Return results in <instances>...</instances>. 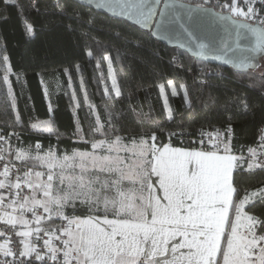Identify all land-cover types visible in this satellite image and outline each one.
I'll return each instance as SVG.
<instances>
[{
    "label": "snow or ice",
    "instance_id": "obj_1",
    "mask_svg": "<svg viewBox=\"0 0 264 264\" xmlns=\"http://www.w3.org/2000/svg\"><path fill=\"white\" fill-rule=\"evenodd\" d=\"M75 3L80 7L69 0H27L26 5L0 0V16L7 18L9 9L18 16L23 11L29 21L22 22L26 36L35 35L32 16L49 17L54 27L84 40L103 30L96 27L93 12L104 10L109 35L123 41L126 51L149 42L168 43L173 47L170 66L193 49L195 57H211L243 78L264 59V0ZM84 54L93 55L91 50ZM103 59L119 98L112 59ZM0 65V87L7 86L5 95L12 97L7 55ZM199 83L205 85L206 79ZM166 88L173 96L182 94L189 107L191 100L186 85L178 91L174 80L160 83L171 120ZM224 111L229 115L221 127L201 124L187 146L171 142L185 135L183 127L167 131L165 143L163 128L130 134L121 123L129 118L125 113L107 120L94 113L87 131L76 130L75 143L83 147L61 151L59 142L47 148L39 139L22 144L15 131L21 117L10 107L12 123L0 125V264H264V213L247 210L264 203V187L242 190L235 180L238 170L264 171V133L246 154H237L233 121L254 117V105L246 93L234 92ZM31 129L54 134L51 121Z\"/></svg>",
    "mask_w": 264,
    "mask_h": 264
},
{
    "label": "trees",
    "instance_id": "obj_2",
    "mask_svg": "<svg viewBox=\"0 0 264 264\" xmlns=\"http://www.w3.org/2000/svg\"><path fill=\"white\" fill-rule=\"evenodd\" d=\"M69 2L74 8L80 7L73 0ZM26 3L27 0H19V4ZM5 15L7 18L0 16V58L7 55L10 59L14 95L6 97L7 86L0 87V125L11 124L10 107L17 109L21 125L15 131L21 134L22 144L39 139L45 148L49 143L55 146L58 142L61 151L82 148V144L75 143L76 130L82 127L87 131L94 120V113H98L102 120H107L110 115L120 117L121 113H125L129 118L121 123L128 133L163 128L165 135L160 139L167 143V131L183 127L185 135L174 136L171 142L174 146H187L196 139L195 133L201 124L211 122L216 127L224 124L229 115L224 111L225 101L234 92L247 94L254 105L255 116L233 121V150L237 154L246 153L249 146L256 144L258 128L264 125L261 124L264 114V98L261 96L264 92V68L251 70L240 78L233 75L231 68L196 61L187 54H184L183 68L170 66L168 60L173 47L164 46L159 41L126 51L123 41L114 40L109 35L106 24L110 19L101 12H93V15L97 16L96 27L103 30L93 32L92 39L84 40L66 33L62 27H54L49 17L36 16L30 18L34 22L35 35L26 36L23 24L29 21L25 20V13L21 11L18 16L16 10L9 9ZM88 50L93 53L91 59L84 54ZM177 51L178 48L175 53ZM105 56L112 59L113 73L121 91L119 98L114 96L109 83ZM198 65H209L221 72L207 76L206 84L201 85L193 82L191 73L184 70L191 68L193 71ZM3 68L0 65V73ZM169 79L174 80L178 91L179 85H186L191 100L189 107L184 103L182 94L173 96L166 88L167 103L173 116L171 120L158 89L160 83ZM69 81L72 82V89ZM105 87L109 89L107 95L104 94ZM213 100L216 102L213 103ZM44 120L52 122L54 134L51 137L38 135L31 129V125ZM22 128L27 130L21 131ZM13 143L15 146V141ZM235 180L242 190L252 191L264 187V171L238 170ZM247 210L260 215L264 213V203H256Z\"/></svg>",
    "mask_w": 264,
    "mask_h": 264
},
{
    "label": "built area",
    "instance_id": "obj_3",
    "mask_svg": "<svg viewBox=\"0 0 264 264\" xmlns=\"http://www.w3.org/2000/svg\"><path fill=\"white\" fill-rule=\"evenodd\" d=\"M175 55L177 57H179V52L177 51L175 53ZM183 59H184V56L183 57H180L179 60H178V62L175 64V66L178 67V68H182L180 65H181V63L184 65ZM219 70L220 69H218V68H212L209 65H198L190 73H191L192 81L193 82H199L201 79H205L209 75H219L220 72H221ZM257 132H258V135H257V139H258V137L261 135V133H264V125L260 126L258 128V131Z\"/></svg>",
    "mask_w": 264,
    "mask_h": 264
},
{
    "label": "water",
    "instance_id": "obj_4",
    "mask_svg": "<svg viewBox=\"0 0 264 264\" xmlns=\"http://www.w3.org/2000/svg\"><path fill=\"white\" fill-rule=\"evenodd\" d=\"M75 1V0H73ZM82 3L87 5V4H91L93 6H95L96 4V0H82ZM97 12H101V13H104L105 14V11L104 10H97ZM115 18V17H113ZM176 42H172V44H175ZM164 44V46H168V47H172L170 46L168 43H162ZM179 50V49H178ZM180 51V50H179ZM185 54H187L189 57L193 58V60H196V61H201V62H205V63H209V64H216V65H219V62L215 61L213 58L209 57L207 59H204V58H197L195 57V52L193 49H187L185 51ZM263 59L260 60V65H261V62H262ZM220 66V65H219ZM224 68H230V66H223ZM257 69V68H256ZM254 70V69H253Z\"/></svg>",
    "mask_w": 264,
    "mask_h": 264
},
{
    "label": "rangeland",
    "instance_id": "obj_5",
    "mask_svg": "<svg viewBox=\"0 0 264 264\" xmlns=\"http://www.w3.org/2000/svg\"><path fill=\"white\" fill-rule=\"evenodd\" d=\"M260 68V67H259ZM261 68L263 69L264 68V59L262 60L261 62ZM109 76V75H108ZM109 83H111V77H109ZM69 86L71 87L72 89V82L69 81ZM73 94V93H72ZM161 99H163V102H164V98L162 97ZM76 101V100H75ZM165 104V103H164ZM43 122H48L47 120H44V121H40V122H37L36 125H37V128H40L42 126V123Z\"/></svg>",
    "mask_w": 264,
    "mask_h": 264
}]
</instances>
